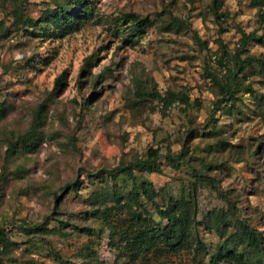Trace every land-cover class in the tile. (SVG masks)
<instances>
[{
  "label": "rangeland",
  "instance_id": "obj_1",
  "mask_svg": "<svg viewBox=\"0 0 264 264\" xmlns=\"http://www.w3.org/2000/svg\"><path fill=\"white\" fill-rule=\"evenodd\" d=\"M69 1L0 0V264H122L97 210L109 186H132L107 171L144 157L149 147L162 154L160 172L136 173L139 183H153L160 205L191 186L202 158L219 167L209 171L216 189L197 187L198 220L229 209L227 197L264 231V72L239 88V110L225 106L212 117L205 67L209 56L220 55L221 42L232 50L242 32L257 27L253 0H224L219 10L229 16L220 23L210 0ZM62 7L76 18L73 25L56 27L52 16ZM168 8L189 22L203 46ZM131 13L146 20L139 35H129ZM247 49L264 56V41ZM154 89L185 92L190 104L165 106L149 94ZM220 137L250 147L249 154L236 162ZM168 149H184L185 160L173 164ZM72 181L79 183L67 186ZM145 204L156 222H166ZM199 235L208 252L200 258L208 260L224 237L204 224ZM181 258L167 264L190 255Z\"/></svg>",
  "mask_w": 264,
  "mask_h": 264
},
{
  "label": "trees",
  "instance_id": "obj_2",
  "mask_svg": "<svg viewBox=\"0 0 264 264\" xmlns=\"http://www.w3.org/2000/svg\"><path fill=\"white\" fill-rule=\"evenodd\" d=\"M77 1L80 4L83 2V0H70L69 4L77 3ZM223 1L210 0L211 11L219 23L229 16L228 12L219 10ZM253 4L258 6L257 27L250 32H242L237 45L232 50L227 49L221 42L220 55L215 60L209 56L205 63L206 76L210 79L214 90L210 113L212 117L225 106H229L233 111L239 110L236 106L237 100L240 99L237 94L239 88L245 87V82L251 74L264 72V56L253 54L247 49L251 41L259 43L264 41V0H253ZM167 11L178 27H187L193 32L196 41L204 45L203 40L191 29L189 22L181 14L176 13L174 8H168ZM129 16L133 22L129 35L141 34L147 25L146 20H141L134 13ZM52 19L56 27L62 25L68 27L75 23L76 18L62 7L55 11ZM211 61L213 64H210ZM59 82H61L60 79H57V84ZM248 85V91L254 92L252 86ZM149 94L162 101L165 106L176 100L190 104L188 94L185 92L167 90L162 95L154 89ZM261 95L264 99V93ZM261 109V114H264V103ZM2 115L3 112L0 109V119ZM34 131L30 136L23 138V143H28L36 135ZM216 134L213 131L211 135ZM218 141L223 148H227L229 153L235 156L236 162L244 160V152L249 154L250 147L230 142L227 137H220ZM261 143L262 141L258 142V146L252 150L260 149ZM183 148L185 150L188 148V142ZM183 150L174 153L168 149L165 157L173 164L178 163L185 160ZM253 151L251 152L254 153ZM161 157L159 148L149 147L144 157H135L107 171L114 180L123 177L124 181L132 182L129 189H122L115 185L109 186L108 191L104 193V196L102 195L97 210L98 217L109 230V244L117 251L118 258L123 259L122 264H149L150 262L167 264L171 262L172 256L181 258L184 254L190 255L189 261H179L177 264H264V231L252 227L249 220L238 213L239 208L234 200L225 197L229 209L212 210L208 213L207 219L198 220L197 187L199 184H211L216 189L217 179L209 171L219 166L208 165L201 158L199 161L201 167L195 168V180L191 182V186L187 190L183 188L180 198H169L165 205H160L156 200L159 193L153 183L147 180L139 183L136 171L139 173L160 172ZM78 183L79 181L68 182L67 186ZM56 197L59 198V195ZM145 202L150 203L161 219H165L166 222H156ZM202 224L215 230L220 237H224L230 229L229 234L218 242L214 254H210L208 260L200 258L202 252L208 253L199 235ZM4 238L5 232L0 227V241Z\"/></svg>",
  "mask_w": 264,
  "mask_h": 264
}]
</instances>
